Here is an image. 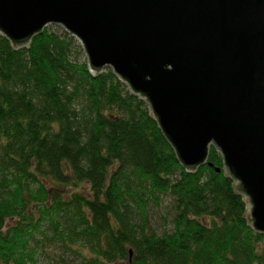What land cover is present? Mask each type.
Returning a JSON list of instances; mask_svg holds the SVG:
<instances>
[{"label":"trees","instance_id":"trees-1","mask_svg":"<svg viewBox=\"0 0 264 264\" xmlns=\"http://www.w3.org/2000/svg\"><path fill=\"white\" fill-rule=\"evenodd\" d=\"M51 24L0 31V264H264L221 151L185 168L147 100Z\"/></svg>","mask_w":264,"mask_h":264},{"label":"water","instance_id":"water-1","mask_svg":"<svg viewBox=\"0 0 264 264\" xmlns=\"http://www.w3.org/2000/svg\"><path fill=\"white\" fill-rule=\"evenodd\" d=\"M51 23L147 100L185 168L217 147L264 233V0H0L14 44Z\"/></svg>","mask_w":264,"mask_h":264},{"label":"rangeland","instance_id":"rangeland-1","mask_svg":"<svg viewBox=\"0 0 264 264\" xmlns=\"http://www.w3.org/2000/svg\"><path fill=\"white\" fill-rule=\"evenodd\" d=\"M50 26H52V28H57L58 26L62 27V25H55V24H51ZM78 43L80 44L81 48H82V54H81V59H86L88 60V57L86 55V52L84 51V48L80 42V40L77 38ZM150 212H151V220H152V224H154V226H156V228L158 229H163V219H162V214L164 213V207H162L161 210L158 211V208H156V206H152L150 207ZM163 223V224H162Z\"/></svg>","mask_w":264,"mask_h":264}]
</instances>
